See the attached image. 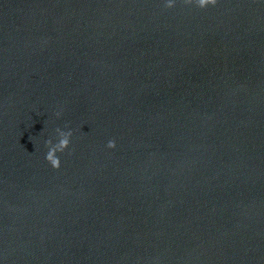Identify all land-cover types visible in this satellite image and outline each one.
<instances>
[{"label": "clouds", "instance_id": "9594fccd", "mask_svg": "<svg viewBox=\"0 0 264 264\" xmlns=\"http://www.w3.org/2000/svg\"><path fill=\"white\" fill-rule=\"evenodd\" d=\"M217 2L218 0H183V3L185 5H194L199 9H205L210 5L215 6ZM164 7L167 9L175 7V0H166ZM57 115L59 116L60 113H57ZM55 131L58 135V141L55 144H53L51 139L45 141V146L48 148L45 159L53 169L58 170L61 166V161L57 153H63L66 149H68L73 133L70 129L68 131H63L60 128H57ZM107 147L109 149L115 148V141L110 140L107 143Z\"/></svg>", "mask_w": 264, "mask_h": 264}]
</instances>
